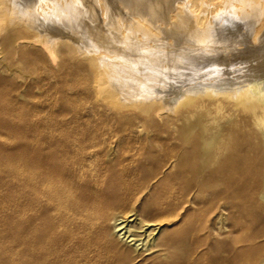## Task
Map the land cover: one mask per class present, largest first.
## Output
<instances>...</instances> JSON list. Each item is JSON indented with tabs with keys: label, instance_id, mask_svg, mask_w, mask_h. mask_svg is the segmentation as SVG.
<instances>
[{
	"label": "bare ground",
	"instance_id": "obj_1",
	"mask_svg": "<svg viewBox=\"0 0 264 264\" xmlns=\"http://www.w3.org/2000/svg\"><path fill=\"white\" fill-rule=\"evenodd\" d=\"M0 112L10 264H264V0H0Z\"/></svg>",
	"mask_w": 264,
	"mask_h": 264
},
{
	"label": "rangeland",
	"instance_id": "obj_2",
	"mask_svg": "<svg viewBox=\"0 0 264 264\" xmlns=\"http://www.w3.org/2000/svg\"><path fill=\"white\" fill-rule=\"evenodd\" d=\"M22 114L21 112L15 114L0 112V264H10L12 205L15 201L20 204L23 201L21 190L19 191V187L15 186L11 175V164L21 165L25 142L33 126H42L44 121L42 115L25 119L22 118ZM28 125H30L29 129L25 128ZM15 126L20 129L12 128ZM254 203V199L249 198V206L247 205L246 210L242 207L235 209V217L238 218L239 224L245 222L252 225L258 224L253 219L256 211L251 209ZM230 213L234 217V214ZM249 219L250 221H247Z\"/></svg>",
	"mask_w": 264,
	"mask_h": 264
}]
</instances>
